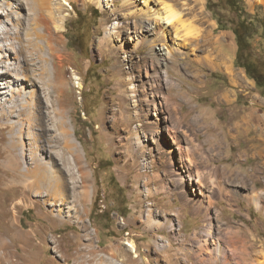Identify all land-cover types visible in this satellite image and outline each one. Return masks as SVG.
Masks as SVG:
<instances>
[{
  "label": "rangeland",
  "instance_id": "obj_1",
  "mask_svg": "<svg viewBox=\"0 0 264 264\" xmlns=\"http://www.w3.org/2000/svg\"><path fill=\"white\" fill-rule=\"evenodd\" d=\"M170 1L183 12L184 20L200 31V37L177 38L174 28L169 27L166 44L178 48V59L171 64L165 82L167 92L172 90L175 96L165 106L166 114L170 112L177 121L195 107V116L204 108L214 115L218 126L211 130L221 134L226 145L223 150H209L204 143L207 134L203 122L193 128L186 123L181 126L194 138L191 153L206 176L211 169L230 166L232 171L223 178L230 198L216 196L208 219L193 213L182 201V196L190 197V189H183L176 180L177 146L164 143L168 138L160 147L150 145L142 137L144 123L148 127L160 125L157 119L165 116L151 103L148 86L153 68L148 49L139 46L135 50L136 37L132 41L116 29L125 21L134 25V19H124L126 11L115 14L118 8L113 7L112 0H48L51 12L39 11L46 16L53 13L55 18L51 25L56 54L52 55L45 42L50 34L42 27L36 29L42 37L28 34L29 28L37 26L34 18L38 8L20 11L14 0H2L0 29L16 36L19 13L26 29L20 34L23 52L18 38L0 43V240L7 247H0V264H206L196 259L193 251L197 245L191 234L210 224L214 238L209 245L221 239L233 250L231 238L238 249L254 246L252 250L258 252L247 264H264V89L242 67L249 57L255 63L264 62V2L237 0V6L230 7L228 0H201L199 5L192 0ZM146 5L142 0L143 13L149 11ZM151 7L149 14L164 8L160 0H153ZM247 18L257 21L258 28H253L250 48L237 62L233 29L238 19L243 22ZM208 35L218 40L219 53L229 60L221 59L208 46ZM30 39L44 45L42 54L48 59L49 78L63 90L54 107L53 97L47 96L39 81L29 79L42 65L32 60L30 51L35 50ZM12 42L15 48L8 50ZM133 62L139 66L135 70L131 69ZM227 66H232L238 77L233 79ZM6 69L9 74L4 73ZM131 76L136 80L134 93L135 86L121 85ZM188 90L192 92V105L186 101L190 99ZM226 92L229 99L221 96ZM60 106L80 160L69 153L68 168L60 160L54 171L50 168L53 184L62 186L59 192L43 184L34 188L33 178H27L31 184L24 189L21 178L17 179L20 175L5 168V157L11 151L27 150L28 158L34 153L41 163L56 161L58 156L48 150L47 141L55 142L60 117L54 112L56 109L60 113ZM126 117L131 118L130 126L124 121ZM42 121L50 122L47 132ZM238 124L242 126L240 133L234 128ZM138 129L144 150L135 135ZM54 150L63 152L59 146ZM19 165L24 170V159ZM255 193L263 196L259 207L249 198ZM149 209L160 230L146 224ZM179 209L181 217L174 214ZM167 218L174 220L176 232L166 228ZM232 232H240V237L248 240L244 242ZM167 241L172 245L163 250ZM130 242L136 244L137 254L130 251ZM233 259L236 263L235 255Z\"/></svg>",
  "mask_w": 264,
  "mask_h": 264
},
{
  "label": "bare ground",
  "instance_id": "obj_2",
  "mask_svg": "<svg viewBox=\"0 0 264 264\" xmlns=\"http://www.w3.org/2000/svg\"><path fill=\"white\" fill-rule=\"evenodd\" d=\"M1 1L2 0H0V3H1ZM14 1H15L16 5L20 8L19 9L20 11H22L25 8H29L30 11H34L35 9L38 8L37 9L38 11L42 9L43 11H47L48 13L51 12L50 11L51 8H49L50 5H49V7H47L48 6L47 5L48 0H14ZM152 1L153 0H144V3L147 4L146 6H147V9L149 11L151 10L150 8H152L151 7ZM160 1H162V3H163V7H164L163 10L158 9L157 12L150 13V14H149V11L145 12V13L142 12V8L140 7L142 0H112L111 4L113 5V7L115 6L116 8H118V10H115V14L119 15L120 11H126L125 16H127V17L124 19L125 20H132V19L135 20L133 26L124 20L125 24L122 26L117 24L116 29L118 30V33H120V34H122V33L128 34V38L132 41H133V38L136 37L137 42L134 45L135 50H138L139 46H144L148 49V56L150 57L149 58L150 62H152L151 67L153 68V74L151 76L149 86H148V91H150V93L152 94L151 103L154 106L155 110H158L161 114H163L165 116L164 118L162 117L160 119H157L160 122V125H159V123H154L153 125L148 127V125L144 123L142 126V130H144L145 132H142V137H144L145 142L147 144H150V145L152 144V145H156V146L160 147L163 145V140L168 138L169 140L165 141L164 143H166L167 145H171V142H172L177 146V150L179 152V160H178L179 163L176 165L177 166V169H176L177 170L176 171L177 179L176 180L178 181V183L180 185H182L183 189L185 187H188V189H190V194H191L190 197L182 196L183 205L190 207L193 210V213H195L197 215L200 214V215H202V217L204 216L208 219L209 215L211 213V209L216 205V204H214L215 203L214 198L216 196H220L221 198L223 196H226V197L230 198L229 195H231V194L229 193V190L225 186L224 183H226V182H223L224 181L223 178H225L224 175L227 174L226 172H229L232 170H231L230 166H224V167L221 166V167H218L217 169L214 168L215 170L211 169L212 173L210 175L208 174L206 176L204 174L205 172L203 173L200 170V168L198 167V165H197L198 162H196L195 156H193L191 153V147H193V146H190V145L193 144L195 140L189 134V129H186V128L184 129L181 126V123H186L190 128H193V127H196L197 125H199L201 122H203V124L206 125V134H207V138H206V141L204 143L209 146L210 151L213 152V151H217L219 149L223 150L226 146L224 144V142L222 141L223 139L221 140V134L217 133V131H213L214 127L215 126L217 127L218 124H216L214 122V121H216V120H214V115L211 114V112L209 110H207L206 108L200 109L198 111V116H195L194 115L195 107H192V109L187 113L188 115L186 114L187 116H181L177 121H174L172 119L173 116H170V114H169L170 112L168 114H166L167 110H166L165 106H168L170 101L173 100L175 96H174V92L172 90L167 92L165 82L167 81L168 77L170 76L169 71L171 68V64L176 62L177 61L176 59H178V57H177V49L178 48H176L175 46H167V44H166L167 38L169 39V37H168L169 27L172 26L174 28L177 38L182 37V38H185L186 40L199 38L200 37V31H197L191 25V23H187L186 20H184L183 12L180 11V9L176 7V4H173V2L170 0H160ZM259 1L264 2V0H259ZM192 2H194L196 5H199L202 3L201 0H192ZM5 3H7V5H8V2H5ZM117 3H119V4H117ZM1 7H3V6L1 5ZM19 14H18V17H17L16 22H15V24H16L15 27H16V31H17L16 36H11L8 30H7L8 32H6V30L4 31V30L0 29V43L3 44L6 41H10L11 39L15 40L16 38H18L19 43H20V52H23L24 48H23V45L21 43L22 39L20 38V34L23 32L24 29H26V26L25 27L23 26L22 18H21V15H19ZM12 17H13V14H12ZM34 19L36 21L37 26H36V28L35 27L29 28L28 34L29 35L34 34L38 38H40V37H42L41 33L37 32L36 29H37V27H42L44 29L45 33L50 34V36L48 37L47 40L45 38L46 46L49 50L48 53L49 54L51 53L52 55L56 54V52H55L56 48L54 47V43H55L54 41L55 40H54V37L52 35V25H51L52 21L55 19L53 16V13L51 15L46 16L42 11H39V14H37ZM182 33H184V35L181 36ZM51 35H52V37H51ZM31 42H33L32 47L35 50V53H33L32 50L30 51L32 60L38 61V63L42 64V65H41V68L37 70L38 73H35V72L33 73L35 78L32 75L29 77V79L35 83L37 80L39 81V83L45 89V93L47 94V96H49L51 98L53 97L52 106L54 107L55 102L60 100V97L63 94V90H60L58 88V85H57L58 83L56 82V80L49 78V74H48L49 71L47 69L48 59H47L46 55L42 54V52L45 50L44 45L34 41L33 39L32 40L30 39V43ZM206 42H207L208 46H210L216 53L218 52L217 54L221 59L229 60L228 58L223 56L221 53H219L218 46H217L218 40H215L214 38H212V36L208 35L206 37ZM176 45L179 46V43ZM7 46H8V48L7 47L6 48L8 50L9 49L11 50L12 48H15V43L14 42L9 43V45H7ZM121 47H122V49H124L123 43H122ZM111 50L113 51V48H111ZM57 57L62 59V56H60V55H57ZM145 59H146L145 57H143V58L141 57L142 61H144ZM209 64L212 67H214V65L212 63H209ZM225 64H228V62H225ZM0 67H1V65H0ZM137 67H139L138 64L133 62L131 69L135 70ZM190 68H192V72H194L195 76H197L198 73H196L195 67L191 65ZM227 68H228L230 76L233 79L235 77H238L237 76L238 73L234 70V68L232 66H227ZM4 73L9 74V70L6 69ZM197 77H199V76H197ZM128 79H123L121 85L122 86L133 85L132 87L135 86L133 89V92H132V93H134L136 88H137L135 85L136 80L132 76L129 80ZM190 90H191V88H190ZM190 90H188V92H186V94L190 97V99L186 100V101L189 105H192L193 104V98H192V92ZM22 93H26V92H22ZM0 96H1V93H0ZM221 96H223L225 99L230 98V94L227 92L222 94ZM181 109H182V106H181ZM59 111H61V112L58 113V110L56 111V109H55V112H54L55 116L60 117V120H58V122H57L58 133H57V136L55 137V142L52 141L51 139H48V141H47V143L49 145L48 150L51 152V154H54V156L55 155L58 156V159H56V161L55 160L52 161L50 165H47V163L46 164L41 163V161L39 159H37V157L35 155H33L34 153L31 154L32 158L31 157L28 158L29 155L27 154V150H24V152H20V153H16L15 151H11L5 157V160L7 161V163L5 164V168H10L15 173L20 175L17 177V179L20 181V178H21V184L23 185L24 189L27 187H30L28 185L31 184V183H27V181H28L27 178H33L34 181H33L32 185L34 186V188H36V187L40 188V185L43 184L50 189H54L55 191H58L59 188H61L62 186H60L61 184L58 185L57 183L53 184V181H52L53 178H51L49 175V172L52 171V170L50 171V168H53V171L56 169L55 163H57V160L62 161L64 168H68L67 166L70 162H69V158L67 155L69 153L75 154L74 156H75L76 161L80 160V155H79L78 150L75 146V143L72 140H70V133L68 130V126L64 120L65 119L64 110L62 109L61 106L59 108ZM188 116H190V117L187 120ZM138 118H140V117H138ZM52 121H54L53 118H52ZM124 121L126 122L127 125L130 126V124H131V118L130 117L124 118ZM49 123H50L49 121H42V127H43L44 132H47V126L49 125ZM161 124L164 125V128H162ZM212 128H213V130H211ZM234 128H236V130L238 131L237 133H240L242 126H241V124H238L237 126L234 125ZM140 133H141V129L140 130L138 129L136 131L135 135H137V140H138L139 146H142L141 144L143 143V141H142V138L140 137ZM132 134H134V132H132ZM227 135H229V134H227ZM54 143H56L57 145H54ZM205 144H203V145L205 146ZM57 146H59L63 150V152L56 153L54 149ZM142 149L144 150L145 147L142 146ZM207 157H210V156H207ZM21 159H24V161L26 163V167L24 168V170L21 169V167L19 165V160H21ZM22 171H24V172H22ZM63 171L65 173L66 170L62 169V172ZM37 172H40L41 174H37ZM24 173H26V174H24ZM17 184H19V183H17ZM67 184H69V182H67V180H66V186L64 185L65 188L68 187ZM73 184H75V182H73ZM62 185H63V183H62ZM33 186H31V187H33ZM149 192L150 191H148V193ZM139 196L140 195L138 194V197ZM231 198H232V196H231ZM249 198H250V200L253 199V201L256 202L257 207H259V203L263 200V196H261V194H256V193L253 194ZM168 211L172 212L173 210H168ZM174 214L177 217H179L181 215V209H179L177 212L174 211ZM138 218H142V217L140 216ZM219 220H220V218H219ZM210 221H212V220H210ZM166 222L168 223V225L166 227L167 229H169L172 232L176 230L175 229L176 225L174 223V220L167 218ZM146 224L155 228L156 230L161 229L159 223L155 222V220L152 218V210L151 209L148 210V218L146 220ZM206 224H208V223H206ZM181 227L182 226L179 225L180 229H181ZM212 229H213L212 224H210V226L204 225V228H202L200 230H198V228H197V230H195L191 234L192 240L197 245V246H195L196 250H194L193 252L196 254V259L200 263L205 262L206 264H247V262L249 260L255 258L256 254L258 253V252H255V249L252 250L254 246H251L250 249H247V247H244V249L243 248L238 249L236 247V245L234 246L233 239H231V238L229 239V241L231 242L230 243L231 247H233V248L235 247V249H233V250H230L228 247L223 245V242L221 241V239L213 240L214 246L209 245L210 239L214 238V236L212 237V235H213ZM232 233H236V236L238 235L239 239H241L244 242H246L248 240V239L241 238L240 232L239 233L238 232H232ZM219 234H220V232H219ZM249 236H251V235H249ZM246 238H248V237H246ZM184 240L185 239H183L182 242ZM171 245H170L169 241H167V244L162 245V248L164 250L167 247L170 248ZM128 246L130 247V249H131L130 251H132V253L137 254V247H136V244L134 242H130L128 244ZM0 247H1V249L7 248V247H5L4 243L1 242V240H0ZM168 250H170V249H168ZM165 251H167V250H165ZM237 251H239V252L237 253ZM233 255H235V258L237 259L236 263L233 262V260H234ZM171 259H173V258H171ZM254 261H255V259H254ZM106 263L107 264H114L112 261L111 262L106 261Z\"/></svg>",
  "mask_w": 264,
  "mask_h": 264
},
{
  "label": "trees",
  "instance_id": "obj_3",
  "mask_svg": "<svg viewBox=\"0 0 264 264\" xmlns=\"http://www.w3.org/2000/svg\"><path fill=\"white\" fill-rule=\"evenodd\" d=\"M235 2L237 3V0L236 1H232V0L229 1L228 0V6L235 7V5H236ZM244 12H246V11H244ZM246 14L247 13H245V15ZM249 16L250 15H248V17ZM247 19H248L247 21H243V22L241 19H238V26L233 29V32H234L236 39H237V45H238L237 62H239V56L242 57V53L246 49L250 48L252 34L255 33V31L253 32V28H256L258 26L257 21H255L251 18H247ZM263 21H264V18H263ZM221 22L222 21H220V24H221ZM263 28H264V26H263ZM242 67L245 68V63L242 65ZM258 85L260 87H262L261 84H258Z\"/></svg>",
  "mask_w": 264,
  "mask_h": 264
},
{
  "label": "flooded vegetation",
  "instance_id": "obj_4",
  "mask_svg": "<svg viewBox=\"0 0 264 264\" xmlns=\"http://www.w3.org/2000/svg\"><path fill=\"white\" fill-rule=\"evenodd\" d=\"M232 1H236V0H232ZM263 68H264L263 60L262 62L258 61L257 63H255L253 57H249L247 60H245L246 72L249 73V75L257 84H261L262 88L264 89V70H262Z\"/></svg>",
  "mask_w": 264,
  "mask_h": 264
}]
</instances>
